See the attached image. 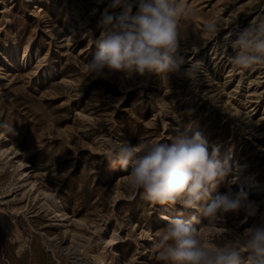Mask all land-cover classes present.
<instances>
[{
	"label": "rangeland",
	"instance_id": "obj_1",
	"mask_svg": "<svg viewBox=\"0 0 264 264\" xmlns=\"http://www.w3.org/2000/svg\"><path fill=\"white\" fill-rule=\"evenodd\" d=\"M109 2L0 0V147L19 153L0 156V264H162L153 238L165 217L200 215L199 234L213 243L223 228L243 232L258 223H242L238 213L212 226L196 210L153 206L129 190L127 171L108 163L109 144L122 140L170 144L179 134H201L209 152L218 146V159L233 166L212 195L242 189L254 201L244 177L233 178L239 162L263 190L264 213V67L236 70L228 46L234 33L264 18V0H180L188 13L180 55L203 63L191 88L175 76L167 88L154 74L88 79L85 64ZM171 104L178 120L165 116ZM23 171L39 191L26 190ZM40 191L57 198L66 226ZM112 234L113 245L105 244Z\"/></svg>",
	"mask_w": 264,
	"mask_h": 264
},
{
	"label": "clouds",
	"instance_id": "obj_2",
	"mask_svg": "<svg viewBox=\"0 0 264 264\" xmlns=\"http://www.w3.org/2000/svg\"><path fill=\"white\" fill-rule=\"evenodd\" d=\"M96 3L99 7L104 0ZM187 15L180 0H110L97 22L95 52L85 64L88 79L123 77L135 81L154 74L167 88L173 76L188 81L191 88L199 81L203 63L189 62L180 55V21ZM234 35L229 44L234 68L243 72L264 67V18L250 22ZM165 116L178 120L172 104ZM170 139V144L161 140L110 143L106 158L113 169L129 173V190L142 193L153 206L178 204L196 210L212 226L222 224L227 214L243 213L242 223L252 217L259 220L243 232L229 233L223 228L224 235L213 243L199 234L196 225L201 222L200 215L187 221L181 213L176 218L165 217L167 226L153 238L157 259L162 264H264L260 203L250 201L242 189L212 195L232 174L233 166L218 159L217 148L209 152L199 133Z\"/></svg>",
	"mask_w": 264,
	"mask_h": 264
},
{
	"label": "bare ground",
	"instance_id": "obj_3",
	"mask_svg": "<svg viewBox=\"0 0 264 264\" xmlns=\"http://www.w3.org/2000/svg\"><path fill=\"white\" fill-rule=\"evenodd\" d=\"M218 44L219 43H217V42L213 44L214 50L219 46ZM228 44L229 43H227V40H226L224 46L226 47ZM185 48L186 47H182L181 46V51H184ZM5 141H6L5 135L0 132V144H2ZM215 148L218 149V152L220 151V148L218 146H216ZM18 154H19L18 151H15L11 147H5V146H1L0 147V156H4L5 155L6 157H8V155H10L11 158L15 159V158L18 157ZM224 154L228 157L229 152L225 151ZM17 162H19V164L21 166L25 165V163L22 160H20V159H17ZM234 167H235V171H236V172L234 171V177H233L234 180L238 179L237 176H243L244 179H245V182H246V187L250 189L251 195H253V197L255 198L254 201L258 202L261 199L263 190L257 184V181H255L253 178L249 177L248 175L243 174L244 166L241 163L236 162ZM235 173H237V174H235ZM19 178L21 179V182L23 183V185H25V187L27 188L26 190H30V191L32 190L33 192L39 191L35 187V181L31 179V177L29 176L27 171H23L21 173V175L19 176ZM37 195H42L43 198L48 199L49 202H51V204L54 207L53 208V213H51V214H53L54 216L59 218V220H58L59 226H61V227L66 226V223L68 222L67 213L65 212L64 208L61 205H59L57 198L55 196H53V195H47V194H45V193H43L41 191H40V193H37ZM262 203L264 205V199L262 200ZM180 213L182 214L181 218L186 220V221L193 217L191 214H186L185 212H180ZM0 223L2 225V220H1ZM115 239H116V236L114 234H112L110 236L109 240L105 241V244L113 245ZM144 256H146V255H144ZM117 264H119V263H117Z\"/></svg>",
	"mask_w": 264,
	"mask_h": 264
}]
</instances>
